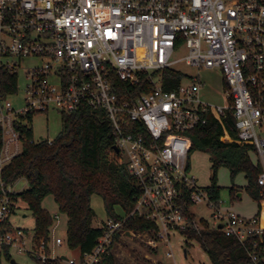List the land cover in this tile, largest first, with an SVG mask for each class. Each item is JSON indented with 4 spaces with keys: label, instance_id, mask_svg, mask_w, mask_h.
<instances>
[{
    "label": "built area",
    "instance_id": "2783aa9c",
    "mask_svg": "<svg viewBox=\"0 0 264 264\" xmlns=\"http://www.w3.org/2000/svg\"><path fill=\"white\" fill-rule=\"evenodd\" d=\"M182 48L186 55L175 57ZM180 65L220 70L226 105L204 102V84L178 70ZM169 69L184 75L171 91L163 85ZM3 71L18 79L24 73L22 109L14 108V93L2 87ZM85 107L109 120L138 195L130 213L98 227L103 233L90 252L70 249L67 237L50 236L39 255L34 235L10 224L17 205L3 170L22 152L26 117L70 115ZM229 111L239 139L253 146L261 167L260 208L252 217L222 210L190 164V134L206 126L210 115ZM0 128V254L27 252L43 264H164L160 247L166 244L167 258H174L172 235L199 230L200 221L184 215L187 200L191 212L205 204L209 228L237 239L253 264H264V0H0ZM52 216L58 223L60 215ZM130 219L146 221V229H128ZM134 238L146 251L129 259L122 250ZM50 242L74 254L50 256Z\"/></svg>",
    "mask_w": 264,
    "mask_h": 264
},
{
    "label": "trees",
    "instance_id": "16d2710c",
    "mask_svg": "<svg viewBox=\"0 0 264 264\" xmlns=\"http://www.w3.org/2000/svg\"><path fill=\"white\" fill-rule=\"evenodd\" d=\"M1 83L6 93H15L18 78L7 71L2 72ZM184 75L180 71L165 70L163 85L167 91L179 87ZM145 92V87H137ZM33 116L26 117L32 122ZM232 112L224 117L210 115L208 124L190 134L193 147L210 155L212 162L211 185L206 191L214 201L220 200L221 188L217 186V172L220 167L227 168L232 179L244 174L247 180V192L260 208L258 177L261 172L259 163L250 156L254 151L250 143L239 139ZM226 137L231 141H223ZM23 149L3 170L7 185H14L23 179L27 189L10 194L13 207L23 202L33 213L36 227V244L48 243L54 224L53 216L42 207V202L52 196L59 212L67 218V244L70 249L90 252L102 236V230L93 226L95 212L91 206L93 196L102 198L106 211L115 216L119 207L130 213L138 195V188L129 176L126 163L116 152V141L109 120L101 111L81 108L75 113L63 116V129L51 142L35 141L31 125L22 128ZM4 144L0 128V150ZM234 198H238V189L232 188ZM1 196V193H0ZM184 215L189 221L195 219L190 211L191 203L183 201ZM130 230H145L147 222L130 219ZM7 227V225H6ZM199 230L190 229L185 234L196 239L210 257L212 264H253L245 247L235 238L210 229L205 220L198 224ZM10 230V228H9ZM4 255L11 259L10 252ZM39 264L40 260H37ZM45 264H58L47 261Z\"/></svg>",
    "mask_w": 264,
    "mask_h": 264
},
{
    "label": "rangeland",
    "instance_id": "374dc122",
    "mask_svg": "<svg viewBox=\"0 0 264 264\" xmlns=\"http://www.w3.org/2000/svg\"><path fill=\"white\" fill-rule=\"evenodd\" d=\"M186 48H182L179 52L175 53V57H182L186 55ZM32 61L28 62V65H32ZM178 70L186 73L190 78H199L204 84V88L201 91V98L204 102L214 106L224 107L226 86L223 75L220 70L209 69H195L188 68L185 65H180ZM28 81L23 72H19L18 88L17 91L10 96V100L16 110L22 109L25 105L26 87ZM29 124V122H26ZM30 125L33 128V135L35 141L41 140H54L63 129V115L57 111H51L47 114H37L33 116ZM250 156L255 163L258 162L256 153L250 152ZM190 164L194 175L199 180V184L202 187H209L211 185L212 174V162L210 155L206 152L196 150L191 154ZM216 184L221 188L220 201L221 209L231 208L236 212L246 217H252L259 211V206L248 194L247 180L244 174L238 175L235 179H232L230 171L225 167H220L217 172ZM26 181L21 179L14 187L15 192H20L26 187ZM232 188L238 189V193H242L241 198H234ZM91 206L95 212V218L93 226L98 228L103 222H106L109 218H113L106 211L104 202L101 197L93 196ZM42 207L51 215L56 213L60 215L59 222L55 219L52 226L51 236L61 237L65 239L67 237V218L59 212V207L52 196L47 197L42 202ZM192 213L195 215L198 221L209 220L210 210H208L205 204L197 205L192 208ZM115 216L122 217L124 215L123 209L117 207L114 210ZM10 223L14 229H24L31 235H34L36 222L33 213L27 208L23 202L18 203L14 215L10 218ZM123 248V252L126 258H139L145 254V245L138 239L134 238L132 241L126 240ZM171 249L174 254V258H167V253L170 252V248L165 245L160 247L159 259L164 264H212L210 257L206 251L201 247L200 243L190 238L187 234L180 232L172 235ZM40 245V244H39ZM39 245L35 248V251L39 255H43L44 252L39 249ZM29 247V244H28ZM186 251V253H185ZM74 252H71L67 247H58L49 244L50 256H71ZM11 259H8L4 253L0 254V264H39L36 256L27 252L19 254L15 250L10 251Z\"/></svg>",
    "mask_w": 264,
    "mask_h": 264
},
{
    "label": "crops",
    "instance_id": "0c3cea01",
    "mask_svg": "<svg viewBox=\"0 0 264 264\" xmlns=\"http://www.w3.org/2000/svg\"><path fill=\"white\" fill-rule=\"evenodd\" d=\"M31 127H32V126H31ZM32 129H33V128H32ZM47 140H49V139H47ZM17 183H18V182H17ZM17 183H15L14 185H12V190H13V192H15V191H14V187L16 186ZM26 184H27V183H26ZM27 187H28V186L26 185V187H25L23 190L27 189ZM238 194H239V193H238ZM241 197H242V196H241ZM238 198H239V197H238ZM10 224H11V223H10Z\"/></svg>",
    "mask_w": 264,
    "mask_h": 264
},
{
    "label": "water",
    "instance_id": "95a60500",
    "mask_svg": "<svg viewBox=\"0 0 264 264\" xmlns=\"http://www.w3.org/2000/svg\"><path fill=\"white\" fill-rule=\"evenodd\" d=\"M115 150H116V152H119V150L117 149V147H115ZM241 196H242V193H239V194H238V197L241 198ZM220 227H221V226H220ZM185 252H186V251H185Z\"/></svg>",
    "mask_w": 264,
    "mask_h": 264
}]
</instances>
